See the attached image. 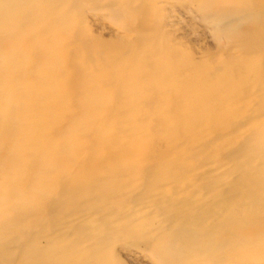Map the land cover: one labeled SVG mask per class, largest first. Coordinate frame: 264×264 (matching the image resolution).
I'll return each mask as SVG.
<instances>
[{"label":"rangeland","instance_id":"obj_1","mask_svg":"<svg viewBox=\"0 0 264 264\" xmlns=\"http://www.w3.org/2000/svg\"><path fill=\"white\" fill-rule=\"evenodd\" d=\"M0 189L12 264H261L264 0H0Z\"/></svg>","mask_w":264,"mask_h":264},{"label":"bare ground","instance_id":"obj_2","mask_svg":"<svg viewBox=\"0 0 264 264\" xmlns=\"http://www.w3.org/2000/svg\"><path fill=\"white\" fill-rule=\"evenodd\" d=\"M39 6L42 7L43 4L42 5L40 4ZM40 20L41 19L37 20L35 22V24H37ZM222 23H223V21H222ZM221 25L223 26V24H221ZM231 26H232V24H231ZM200 171H202V170H200ZM136 175H135V177H136ZM136 186H137V184H136ZM130 189H132V188H130ZM19 191H20V189L17 190V193ZM0 192H3V193H0V264H12L13 258H15L14 255H15L16 250L21 246V243L25 240V237L27 236L28 227H30V225L34 223V222H32L33 219L34 220L37 218H38V220L43 219V218H41V217H43V213L41 215L38 200H37V198H34L33 200L29 199V201H28V199H26V201H23V202H26L25 207L19 208L16 213L9 216L5 212V210L11 208L8 204L9 203L8 201H10V200L8 198L7 191L0 189ZM11 194H13V193H11ZM13 199L14 198H12V200ZM24 199H25V197L21 198V200H24ZM230 210H231V208H230ZM37 214H40V215H37ZM37 247L39 249L43 250V237L38 242ZM85 251H87V248L85 249ZM94 251L95 250H91L89 252H86L85 254H80L79 256L81 258L84 256H88L89 258H92ZM257 255H261V257L258 256V258L261 259L260 263L264 264V251L258 252ZM80 257H79V259H80ZM118 257H119V255H118ZM91 263H93V262H91ZM91 263H90V261H85V264H91ZM42 264H43V260H42ZM247 264H249V262Z\"/></svg>","mask_w":264,"mask_h":264}]
</instances>
